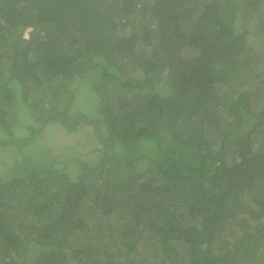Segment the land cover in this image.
Listing matches in <instances>:
<instances>
[{
  "label": "trees",
  "instance_id": "1",
  "mask_svg": "<svg viewBox=\"0 0 264 264\" xmlns=\"http://www.w3.org/2000/svg\"><path fill=\"white\" fill-rule=\"evenodd\" d=\"M254 1H145L157 22L141 25L155 42L133 55L117 21L130 12L126 0H0V144L22 150L0 160V264H146L144 235L171 264L179 245L190 264L252 257L251 245L213 246L238 198L264 180V109H253L264 85L247 86L264 82V5ZM80 102L87 112L74 109ZM19 112L39 122L23 136L11 127ZM47 122L92 125L103 150L89 151L73 177L68 163L83 158L22 149ZM258 198L257 218L264 192Z\"/></svg>",
  "mask_w": 264,
  "mask_h": 264
},
{
  "label": "rangeland",
  "instance_id": "2",
  "mask_svg": "<svg viewBox=\"0 0 264 264\" xmlns=\"http://www.w3.org/2000/svg\"><path fill=\"white\" fill-rule=\"evenodd\" d=\"M125 1V0H123ZM145 1H150V0H126L128 2V5H130V12L126 13L122 17H118L117 21H121L122 23H126L125 27H121V34L124 36L123 38H127L129 40V49H132L133 55L137 54L140 52V50H143L145 48L150 49V47L153 46V43L155 42V36L154 40H151V42L147 43L145 41L144 37V28L142 27L141 24H147L149 27L156 25V20L155 18H149L146 14L145 10ZM254 2L258 3V0H255ZM264 5V1L261 0L260 5ZM253 5H256L253 3ZM249 7V5H248ZM255 10L254 12H257ZM263 21V28H264V15H262ZM262 28V29H263ZM30 29V28H29ZM27 29V30H29ZM264 31V29H263ZM28 33V32H27ZM26 36L29 34H25ZM135 38V39H134ZM257 40H258V47L261 46L264 42V33H261L257 35ZM185 55H192L194 52L192 50L189 51H184L183 52ZM128 55L123 56V61L126 62L127 66V71H129L130 74L135 75L138 72L135 70V61L133 62V57ZM130 59V61H128ZM259 65V69H260ZM261 70V69H260ZM262 72V70H261ZM264 74V72H262ZM264 76V75H263ZM261 79V78H259ZM251 81L248 83L247 86L251 87L250 89L252 90L253 88L256 89V85H264V82L258 81L257 77L256 78H251ZM231 80H228V83L225 84V86L231 84ZM87 86L86 84L83 85V88ZM263 86H260L258 91L255 93V98H254V104H253V109L255 111H260L264 109V89H262ZM92 95L94 98H96L97 95H95L94 92L89 94L88 96ZM41 96L40 92L34 91V89L30 92V98L31 100H36L39 99ZM98 97V96H97ZM86 98V96L84 97ZM89 100H85V103L89 104ZM46 105L44 107L43 112L39 113H44L47 110V103L46 101L44 102ZM43 103V104H44ZM42 104V105H43ZM84 103L80 102L79 105H77L74 109H80L83 111L87 112V108L83 106ZM60 106L63 107L64 104L60 103ZM22 111V110H21ZM28 115L30 113L27 112ZM18 116H15L17 119L13 121L11 124L13 129H16V133H18V136H23L28 132V130L31 131L32 128L38 127L37 124L39 122L35 118H26V113L21 114L20 112L17 114ZM48 115V114H47ZM33 117V116H32ZM47 126L44 130L43 136H36L34 137V142H31L29 145H25L22 147L23 150H28L29 148L33 149H38V145H42L43 147H46L47 150L51 152V155H54L55 159L63 160L64 156L71 155L74 158H83L82 160L78 162H70L68 165H73L71 167V174L74 177L75 174H77V171L75 170L76 167L79 165H82V161L85 160L87 157H91V153L89 154V151L96 150V153H99L100 151L103 150V146L101 144V139L98 133L95 132V129L92 125L90 124H81L76 128L75 131H68L64 127H60V124L54 123V122H47ZM52 125L49 127V125ZM7 137L8 133H2L0 130V135ZM35 143V144H33ZM255 144H259L261 147V142H255ZM96 148V149H95ZM21 149L18 148V145H11V144H6V145H1L0 144V160L2 159L3 162L5 163H11L14 161L18 156L21 155ZM150 150L149 148L146 147L144 144V147L141 148V154L142 153H148ZM41 156H44V153H39ZM237 156V155H236ZM48 158V157H47ZM51 158V157H50ZM233 159L232 157H230ZM238 158V157H237ZM133 168V167H132ZM134 170H138V167L133 168ZM261 192H264V180L263 182H260L256 186H253L248 192L247 195H242L240 198H238V203L236 202L235 205L232 206V209H234L235 215L232 218L227 219L226 221L224 220L221 226L218 236L215 239V243L213 246V249L216 252H224V247L223 246H230L234 247L235 245L241 246L240 249L247 248L249 245L250 247V253L252 254V257L248 261H239L234 262L231 260V263L229 264H264V214L263 216H260L257 218L254 215V211H251L252 209H257V210H263V206L259 204L258 197L261 196ZM243 196L245 198V201H243ZM260 205V206H259ZM245 206V207H244ZM185 209V207H183ZM187 209V207H186ZM107 221L111 222L118 220V215L112 214L106 217ZM256 226V227H255ZM258 226V229H256ZM250 233L256 234V238L260 240V245H258L257 251H254V247H256V244L250 241ZM73 235V234H72ZM72 235H69L68 237V247L73 244L74 239ZM86 238L83 234L80 235L78 245L83 246L86 243ZM178 257H177V264H190V253H189V247L188 246H183L182 245L178 246ZM138 248H144L146 251L144 252V256L147 259L146 264H171V261L166 257L165 252L162 250L161 243L158 242L156 245L155 250H153L151 242L147 241L145 235L144 238L141 240V243L139 242ZM242 252V251H241ZM98 258H104L103 255H101ZM230 258V257H227ZM120 260H123V257L120 258ZM234 262V263H233ZM119 263V261H118ZM84 264H96V260L91 258V259H86L84 261ZM132 264V263H130ZM141 264H144L143 261H141Z\"/></svg>",
  "mask_w": 264,
  "mask_h": 264
},
{
  "label": "clouds",
  "instance_id": "3",
  "mask_svg": "<svg viewBox=\"0 0 264 264\" xmlns=\"http://www.w3.org/2000/svg\"><path fill=\"white\" fill-rule=\"evenodd\" d=\"M29 28H30V27H28L27 29H29ZM27 29L25 30V34H29V31H30L31 28H30L29 30H27ZM27 32H28V33H27ZM24 36H25V37H28V35H27V36L24 35Z\"/></svg>",
  "mask_w": 264,
  "mask_h": 264
}]
</instances>
